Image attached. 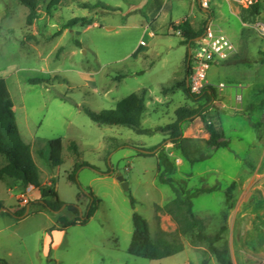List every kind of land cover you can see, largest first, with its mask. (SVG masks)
Wrapping results in <instances>:
<instances>
[{
  "label": "rangeland",
  "instance_id": "374dc122",
  "mask_svg": "<svg viewBox=\"0 0 264 264\" xmlns=\"http://www.w3.org/2000/svg\"><path fill=\"white\" fill-rule=\"evenodd\" d=\"M145 1L62 0L49 13L43 5L40 18L28 26L26 7L18 0H0V78L7 81L14 98L23 138L32 146L47 178L55 175L54 188L63 202H76L79 185L100 200L86 224L49 233L60 227L59 214L31 199L33 205L26 216H10L7 211L21 204L20 195L17 197L0 181V202L4 206L0 210V264H47L49 258L54 264H203L205 259L208 264H219L204 248L197 250L187 239L182 253L162 260L127 252L134 232V211L148 221L155 236L168 215L161 214L159 223L156 206L174 198L170 186L158 181L157 154L162 146L176 162L171 175L176 185L186 190L218 187L197 198L194 210L209 234L220 232L227 224L218 245L228 242L232 263L264 264V246L260 244L264 242V186L260 181L251 188L248 184L264 175V0H248L246 6L236 3L237 17L227 12L221 16L211 5L214 18L237 46L230 59L214 65L209 72L212 86H227L209 111L212 124L230 141V148L209 149L205 143L208 134L197 118L184 127L190 140L184 146L196 160L213 155L197 164L188 162L177 147L168 143L149 157L137 156L131 148H118L108 155L109 138L146 149L161 144L165 137L138 135L122 126H99L83 111L114 110L119 101L144 88L148 96L145 128L174 122L180 107H198L187 99L180 85L187 78V46L180 43L181 34L174 31V22L170 23L171 34L145 22ZM257 3L259 13L253 15L252 6ZM104 6L117 12L106 13ZM194 13L201 15L199 0H180V6L175 2L173 19L192 17ZM84 17L91 19L92 25L63 29L68 21ZM150 31L156 36H150ZM42 75L50 79L48 84L30 85L25 81ZM237 84L243 86L240 101L234 87ZM58 138L65 142V163L51 170L38 151L48 157V142ZM71 143L78 145L82 161L97 168L79 169L78 184L68 180L76 161L69 150ZM6 164L0 155V168ZM109 169L114 173L107 176ZM117 174L129 184L128 190L123 189ZM81 210L86 212V207ZM63 213L70 217L67 211ZM166 225L167 232L174 234L176 230L168 221ZM255 246L261 249L253 252L250 248Z\"/></svg>",
  "mask_w": 264,
  "mask_h": 264
},
{
  "label": "trees",
  "instance_id": "16d2710c",
  "mask_svg": "<svg viewBox=\"0 0 264 264\" xmlns=\"http://www.w3.org/2000/svg\"><path fill=\"white\" fill-rule=\"evenodd\" d=\"M18 2L26 7L29 11L27 16V25L31 26L40 18V12L43 5H46L47 13L58 5L62 0H18ZM146 5L149 1H145ZM254 10L253 15L259 13V4L252 6ZM106 13H116L114 8L103 7ZM146 18V14H144ZM210 19L214 18V13H210ZM77 25L90 26L91 19L74 18L68 21L63 29H70ZM206 28V24L200 28L195 29L188 19L183 22L173 24L175 32L181 34L182 45L187 46L186 53V79L182 82L181 87L187 99L197 104V108L183 106L176 110V120L165 126H158L154 128H145L143 126V119L147 107V89L144 88L138 93H133L117 103L116 109L106 110L101 112L93 111L89 108H83L84 113L99 126H122L133 130L138 135L154 136L162 134L164 141L151 148H140L137 144L109 138L110 142L108 148V155L118 148H131L137 152L140 157H149L153 152L158 150L164 143L173 144L177 147L182 156L190 163L197 164L209 160L213 155L203 157L200 160L194 159L184 146L185 142L190 141L184 137V127L188 123H192L195 119L200 118L204 124L208 138L205 141L209 149L214 152L217 150H227L230 148V141L225 139L223 133L217 130L212 124V115L210 114V107L214 105L217 94L213 88H209L200 95H193L188 88V81L191 76V62H189L190 47L194 46L195 40L201 37ZM25 81L30 85L48 84L50 79L48 77L35 76L27 77ZM50 150L49 156L46 157L43 151H39V157L46 160L51 167H59L65 163L64 148L65 142L63 138L54 139L48 142ZM69 150L75 157V165L73 171L68 175V180L72 183H77V172L81 168L89 167L97 170L89 163L81 160V152L76 143L69 145ZM0 155H2L7 164L0 168V181L4 182L8 188H18L20 191H26L29 186H33L41 193V199L37 200L38 205L43 209H48L54 213H58L59 228L49 230L64 231L70 226L78 224H86L96 213L97 205L100 200L91 191H87L79 185V193L75 203L63 202L57 191L52 186L43 185L40 181V169L35 162L32 146L23 139L17 116L15 113L14 98L9 90L8 83L5 79L0 78ZM158 167L160 169L158 181L162 184L170 186L174 193V198L168 203L156 206V220L161 223V214H168L175 222L177 228L174 234H170L164 229L160 228L159 232L154 236L151 234L148 221L134 211L133 225L134 232L131 244L128 249V254L135 257H140L149 260H162L182 253L185 250L184 239H187L193 247L197 250L205 249V253L216 258L219 264H233L230 259L229 245L225 242L222 246L218 244L224 239V232L227 230L225 224L221 231L216 234L207 233V227L204 220L196 214L194 210V201L202 194L213 193L218 190V187L211 188H197L195 190H186L175 184L172 174L176 171V162L166 153V148L162 146L157 154ZM111 169L108 170L110 172ZM107 172V173H108ZM232 186L228 190L229 196L232 195ZM132 207L135 210V199L131 198ZM33 202L23 205L19 204L14 209L11 208L7 213L16 218L21 219L28 213V206H32ZM86 207V212H81L82 207ZM3 204L0 202V210L3 209ZM67 211L72 215L69 218L63 212ZM159 213V214H158ZM228 216L225 217L227 221ZM252 243H255L254 241ZM248 247V243H247ZM253 252L261 249L259 247L250 248ZM205 259L203 264H208ZM1 264H8L2 262ZM47 264H54L53 260L49 258Z\"/></svg>",
  "mask_w": 264,
  "mask_h": 264
},
{
  "label": "built area",
  "instance_id": "2783aa9c",
  "mask_svg": "<svg viewBox=\"0 0 264 264\" xmlns=\"http://www.w3.org/2000/svg\"><path fill=\"white\" fill-rule=\"evenodd\" d=\"M227 2L240 3L247 5L248 0H226ZM200 7L207 11L210 10L212 0H199ZM150 36H155L154 32H150ZM146 45V42H142ZM237 52V46L232 42L220 29L208 24L201 37L195 40L194 46L190 47V62H191V76L189 78V86L191 94L200 95L209 88H213L215 93L219 96L221 92L226 89L225 83H220L218 86H212L209 79V72L214 65H218L223 61L230 59ZM237 90L236 98L238 101L242 98L241 84L234 86ZM35 190L33 186H29L25 192L20 196L21 204H29L31 193Z\"/></svg>",
  "mask_w": 264,
  "mask_h": 264
},
{
  "label": "crops",
  "instance_id": "0c3cea01",
  "mask_svg": "<svg viewBox=\"0 0 264 264\" xmlns=\"http://www.w3.org/2000/svg\"><path fill=\"white\" fill-rule=\"evenodd\" d=\"M193 1L195 2V0H193ZM175 2H177L178 6H180V0H149V2L147 3V6H146V10H145V13H146V16H147L145 22L149 26H151L153 29L163 30L165 32L167 30H169L170 34L173 31L170 28V23L171 22H174L176 24H179V23L183 22L186 19H188L190 21L191 25L195 29H200L205 24H206V26L208 24H211L215 28L220 29L221 31H223V29L221 28V25L218 22L219 20L217 18H213V19H210L209 18L210 13H213V10L211 9V7H210V10L209 11L201 8V15L200 16L199 15H196L194 13L193 15H191L192 17H190V16H185V17L180 16V17H177V18L173 19V17H174V10H175ZM199 4H200V2H199ZM211 5L214 6V9H216V11L220 12L221 16H222V14H224L226 12L228 13V15L230 14L231 17H237L238 16L239 8L236 6V3L227 2L226 0H212ZM206 18H207V20H206ZM154 34H155V32H154ZM180 41H181V37H180ZM15 113H16V104H15ZM19 129H20V132H21V135H22V129L20 127H19ZM186 136H187V133H186V131L184 129V137L186 138ZM22 137H23V135H22ZM168 146L169 147H173L174 145L173 144H168ZM64 152H65V148H64ZM33 155H34V159H35V162H36V158H35V153L34 152H33ZM136 155H137V152H136ZM179 161L180 160H178V163H179ZM36 164L38 165V167L40 169V181H41V183L43 185H47V186L54 187L55 185H54L53 179L55 178V175L54 174H53V176L52 175H49V178H47V174H45L46 172L43 171L40 168L38 162H36ZM47 164H48V166H50L49 163H47ZM3 166H5V165H3ZM49 168L51 170H53L54 167H51L50 166ZM43 175H45L44 178H43ZM105 175L109 176L107 173H105ZM116 177H117V175H116ZM257 181H260V184L261 185L263 184V186H264V175H260L259 178H256V179L255 178H252L248 182V184L250 185V188H251V186L257 184ZM250 188H249V190H250ZM8 189H9L10 192L11 191L12 192H15L16 195H17V197L19 195L21 196L23 194V192H25V191H20L18 188H14V189L8 188ZM30 195H31V197L33 199H36V200H40L41 199V193L37 189H35ZM20 196H19V199H20ZM261 200L264 201V193H263V199H261ZM237 209H238V207H237ZM237 209H236V212L238 211ZM69 215H70V217L69 216L68 217L71 218L72 215L71 214H69ZM167 221H168L170 227H172L173 229L176 230L177 226H176L175 222L172 220V218H171L170 215H166V216L163 217V222L164 223H163V227L162 228L165 231L168 230V227L166 225V222ZM262 231L264 233V228L262 229ZM253 241L255 242V240H253ZM260 244L264 246V242L263 241H261ZM127 252H128V250H127Z\"/></svg>",
  "mask_w": 264,
  "mask_h": 264
},
{
  "label": "water",
  "instance_id": "95a60500",
  "mask_svg": "<svg viewBox=\"0 0 264 264\" xmlns=\"http://www.w3.org/2000/svg\"><path fill=\"white\" fill-rule=\"evenodd\" d=\"M190 58H191V54H190V51H189V62H190ZM188 86H189V81H188ZM114 173V170H111L110 172H108L107 174L108 175H111ZM117 180L120 182L121 186L123 187L124 190H128L129 189V184L125 181L124 177L121 175V174H117ZM30 207L31 206H28V211L27 213L29 212L30 210ZM6 210V209H4ZM82 212V210H81Z\"/></svg>",
  "mask_w": 264,
  "mask_h": 264
}]
</instances>
